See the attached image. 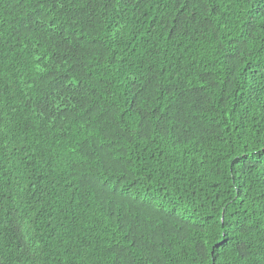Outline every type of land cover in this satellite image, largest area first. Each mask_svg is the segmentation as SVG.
Returning <instances> with one entry per match:
<instances>
[{
	"label": "trees",
	"instance_id": "trees-1",
	"mask_svg": "<svg viewBox=\"0 0 264 264\" xmlns=\"http://www.w3.org/2000/svg\"><path fill=\"white\" fill-rule=\"evenodd\" d=\"M0 264H264V0H0Z\"/></svg>",
	"mask_w": 264,
	"mask_h": 264
}]
</instances>
